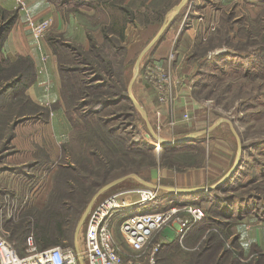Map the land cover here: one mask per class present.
Here are the masks:
<instances>
[{
	"label": "rangeland",
	"instance_id": "obj_1",
	"mask_svg": "<svg viewBox=\"0 0 264 264\" xmlns=\"http://www.w3.org/2000/svg\"><path fill=\"white\" fill-rule=\"evenodd\" d=\"M54 1L65 17L69 14L77 17L89 38L85 47L78 40H69L64 33L48 34L50 28L40 39L34 37L37 41L46 34L48 38L56 37L52 47L63 81L61 103L65 115L72 118L71 128L65 140L42 133L46 145L39 147L34 161L26 159V165L19 167L25 174L0 187V225L12 238L23 228L37 237L41 228L54 227L58 218L50 222V213H55L62 220V228L57 233L55 227L49 236L58 238V244L72 245L82 240L85 222L76 236L75 228L92 199L94 204L114 191L137 185L135 177H129L118 188L96 195L107 181L135 173L156 178L153 183L160 186L174 183L176 174L206 165L207 158H211L212 153L203 141L209 133L233 140L236 159L238 142L229 128L232 122L242 145H246L240 166L218 189L205 188L186 194V198L178 192L167 197L161 195L162 200L156 198L149 206H162L157 210L175 202L200 207L204 215L188 230L183 241L177 238L174 244L162 245L167 235L174 234L176 216H190L187 209L181 210L168 224L153 232L149 246L160 243L156 252L160 264H264V251L255 245L248 246L254 256L243 258L241 251L245 244L237 238L242 232L257 229L264 236V0H188L164 34L163 45H168L164 57L158 59L155 55L163 40L145 53L132 92L156 132L164 138L176 139L202 132L205 126H213L221 118L227 119L218 123L216 127L223 126L214 132L215 126L211 132L197 135L201 148L186 141L166 148L158 141L163 144L160 151H156L153 143L156 139L143 112L130 100L113 101L127 92L138 56L180 0ZM4 10L1 8L0 13L12 14ZM2 20L0 25L4 24ZM122 25L123 39L111 32ZM7 64L0 54V69H5L0 70V89L18 70V64ZM157 65L176 81L170 102L162 101L158 95L156 82L158 87L162 84V71ZM26 66L27 62L20 65ZM182 86L187 87V92H180ZM19 90L8 89L0 94V102H5L2 96L7 95L1 117L9 122V127L0 133V137L4 136L0 140V160L14 151L9 139L16 123L28 116L35 119V114L48 119L43 110L47 108L31 104L25 97H15ZM181 93L189 94L188 101L178 104ZM107 101L111 104L105 106ZM158 123L161 131L157 129ZM112 130L120 144L109 138ZM130 141L139 148L131 149ZM65 166L76 167L77 171L63 172ZM60 173L68 175L70 183L57 186L55 181ZM210 184L213 183L203 185ZM160 189L165 190L162 186ZM260 252L263 253L258 256Z\"/></svg>",
	"mask_w": 264,
	"mask_h": 264
},
{
	"label": "crops",
	"instance_id": "obj_2",
	"mask_svg": "<svg viewBox=\"0 0 264 264\" xmlns=\"http://www.w3.org/2000/svg\"><path fill=\"white\" fill-rule=\"evenodd\" d=\"M21 2L24 6H22ZM1 8L8 11L14 10L17 13L15 21L10 26L6 36L0 43V54L2 55V58L5 59L8 64H21L25 61H31L33 65L31 78L26 83V85L20 84V87H18L20 90L15 94V97L22 96L29 100L31 104L37 105L38 107H44L47 109L49 108V113L47 114L48 119L46 120L43 118L41 119L39 116L35 117V115H37L35 114V119H29L28 116L21 122L16 123L14 132L10 137L11 139H9L10 145H13L12 148H14V151L12 153H8L6 157L2 156L0 160V187H4L5 185L8 186L7 184L10 183H6L7 181L17 180L16 176L25 174L23 169L19 167L26 165L27 160L34 161L36 159L35 155L39 147L43 148L46 145L43 141V138L41 137L42 133H44V135L51 134L55 139L59 138V140H65L63 138L69 134V130L71 128L72 118H68L65 115V107L63 106V103H61L63 81L59 73L58 57L53 50L48 35L46 34L42 40L37 41L32 34V26L42 19L51 17L52 22L48 34L64 33L67 35L69 40H78L82 42L85 47L88 45L87 43L89 38L87 36L86 27L77 20V17L74 14H69L68 17H65V13H63L62 10L56 5L54 0H0V9ZM165 40H163V42L157 47L155 51V55L158 59L164 57L165 50L168 46L163 45L166 42ZM17 69L18 70L13 76H11L10 79L24 77L21 67H18ZM178 88L179 86L176 87V91ZM186 89L187 87L182 86L180 92H187ZM1 93L3 92H0V94ZM6 96H2L5 102H0V133H2L3 130H6L7 125L9 127L8 120L7 124L5 121H3L4 118L1 117L4 107L2 104L8 102V100L5 99ZM188 96V93H181V98L178 101V104H183L185 101H188ZM54 104L56 106L52 109ZM21 114L24 113L22 112ZM216 126L215 129L212 130L213 132L216 130V128L219 129L223 125H219L220 127ZM232 126V122L229 123V128L231 131ZM206 128L207 127L205 126L203 129H201L202 132ZM208 135L210 136H207L203 141H206L207 146L212 154L211 158H207L206 165L176 174L174 176V183H162V189L164 188L173 191L170 188L172 186L188 188L201 187L205 186L203 184L209 183V181L213 183L210 184V186L214 187L223 179H221V177L229 170V168H231L238 157L237 154L235 159L234 141L225 136H217L215 134L214 136L211 133ZM1 137L0 140H3L4 136ZM236 139L239 147L238 138L236 137ZM1 142L2 141H0V143ZM33 168L34 166L29 167V171L32 172ZM134 174L135 173L129 174L131 175L129 177H135L134 180L139 183V185L136 186L147 185L144 181L153 183V181L155 182L156 179L154 177L146 176L145 174H140V176L137 174L139 177L135 176ZM178 193L182 196V198H186V194H189H181V192ZM177 238L179 240L178 234L176 231H174V234H169L164 238V243L174 244L176 243ZM237 238L241 244L242 242L245 244L241 251V256L243 258L253 255L251 254V249L248 246L252 247L255 245L261 247L264 251V236L261 230L257 229L255 231L242 232ZM262 253L263 252H260L257 255H262ZM243 258H240V260L245 263V259Z\"/></svg>",
	"mask_w": 264,
	"mask_h": 264
},
{
	"label": "built area",
	"instance_id": "obj_3",
	"mask_svg": "<svg viewBox=\"0 0 264 264\" xmlns=\"http://www.w3.org/2000/svg\"><path fill=\"white\" fill-rule=\"evenodd\" d=\"M51 22L50 17L35 23L32 26L33 36L37 39L43 37ZM157 66L162 71V84L158 87L156 82L158 95L162 101L170 102L174 97L176 81L162 66ZM161 128L158 123V131ZM156 185L124 188L95 201L86 217L82 240H76L73 246L54 245L40 249L30 239L25 254H20L10 232L0 225V264H159L156 252L160 243L149 246L153 232L168 224L181 210L187 209L189 217L176 216L175 219L174 229L181 242L204 212L190 204L173 205L145 213L144 220L136 221L139 214L126 211L133 207L147 208L149 202H154L161 192V186ZM129 252L137 256L133 257Z\"/></svg>",
	"mask_w": 264,
	"mask_h": 264
},
{
	"label": "trees",
	"instance_id": "obj_4",
	"mask_svg": "<svg viewBox=\"0 0 264 264\" xmlns=\"http://www.w3.org/2000/svg\"><path fill=\"white\" fill-rule=\"evenodd\" d=\"M5 11V10H4ZM4 13V14H3ZM12 14H9V13H5V12H1L0 13V20L3 18V22H4V24H2V25H0V43L2 42V40L4 39V37L6 36V33H7V31L9 30V28H10V26L13 24V22L15 21V19H16V17H17V13L15 12V11H12L11 12ZM5 14H7L8 16H6L5 17ZM176 20V16H175V18H174V20H173V22ZM1 22V21H0ZM172 22V23H173ZM171 23V24H172ZM171 26V25H170ZM169 26V27H170ZM124 25H122V27H120V28H117L116 29V31H114V30H112L111 32H113V33H115L117 36H118V38L119 37H121L122 39L124 38ZM169 27L167 28V30L169 29ZM167 30L162 34V36H161V38H160V40L156 43V45H158L162 40H163V38H164V34L167 32ZM120 35V36H119ZM56 37L55 36H52V37H50L49 39H50V42L52 43V45L54 46V44H55V42H56V39H55ZM155 45V46H156ZM25 62H27L28 63V66H26V68H21V70L23 71V73H24V77L23 78H18V79H16V78H14V79H10V81L8 82V83H6L1 89H0V92H5V91H7L8 89H15V90H17L18 89V87L20 86V84H25L26 85V83L29 81V79L31 78V76H32V69H33V65H32V62L31 61H25ZM24 62V63H25ZM22 64V63H21ZM21 64H18V67H20V65ZM1 70V72L2 71H4L5 69L4 68H1L0 69ZM71 71V70H70ZM70 77H71V75H70ZM129 85V84H128ZM126 92V91H125ZM124 99H126V100H130L131 101V99L129 98V94H128V88H127V92L126 93H121L120 94V96L118 97V99H116L115 101H113V102H121V101H123ZM25 100H27V99H25ZM29 101V100H28ZM132 102V101H131ZM133 103V102H132ZM109 104H111V102L110 101H107V102H105L104 103V105L106 106V105H109ZM45 112H46V115L49 113V110L48 109H43ZM40 114L42 115V112H40ZM35 117H38L37 115H35ZM45 117V116H44ZM43 117V118H44ZM112 133H116L115 131H111V133H109V134H112ZM11 136H12V134H11ZM116 136H118L117 138L118 139H120L119 138V135L117 134ZM109 138H113V140H115V142L117 143V144H120V142L118 141V140H116V138L114 137V135L112 134ZM198 137L196 136L194 139H192V140H189V141H186V142H192L193 144H194V146H199L200 148L202 147L201 146V144H200V141H198ZM186 142H183V143H180V144H171V145H168V144H164V147H166V148H169V147H175V146H179V145H182V144H184V143H186ZM105 144V143H104ZM112 144V143H111ZM131 144V149H137V148H139V147H136L135 145H136V143H133V142H129L128 143V146ZM139 144H141V143H139ZM106 145H109L108 144V142H106ZM139 146V145H138ZM243 146V149H245L246 148V145H242ZM107 148H109L108 146H106ZM148 147H150V145H149V143H148ZM129 148V149H130ZM151 148V147H150ZM113 149V148H112ZM130 149V150H131ZM69 170V172H70V174H72V172H76L77 171V168L76 167H72V166H65V167H63V169H62V171L63 172H66V171H68ZM69 174V175H70ZM118 178V177H117ZM113 179H115V178H113ZM113 179H111V180H113ZM70 180H71V178L67 175H61V173L60 174H58L57 175V177H56V181H55V184L57 185V186H61L62 184H68V183H70ZM110 180V181H111ZM110 181H107V182H110ZM107 182H106V184H107ZM135 184H137V185H139V183L138 182H136ZM117 186V185H116ZM115 186V188H118L120 185H118V187H116ZM221 186H217V187H214V188H212L211 189V191L212 190H214V189H218V188H220ZM114 188V187H113ZM71 190V189H70ZM71 191H74L73 189L71 190ZM173 193V191H170V190H167V189H165V190H162V192H161V194L158 196L159 197V199H157V201L158 200H162L161 199V195L163 196V197H167L169 194H172ZM181 194H185V193H181ZM157 197V198H158ZM55 200H57V199H55ZM173 203V202H172ZM172 203H170V204H172ZM62 204H66V203H62ZM151 204V203H150ZM149 204V205H150ZM68 205L69 206H71V203L69 204L68 203ZM173 205H175V202H174V204H172L171 206H173ZM171 206H169V207H171ZM162 206H153L152 207V209L151 210H157L158 208H161ZM168 208V207H167ZM55 217L56 218H58V219H56L55 220ZM55 220V222H53L54 223V227H52V229H54L55 227H56V232L58 233V228L60 227V228H62V220L59 218V216L57 215V214H55V213H50V222H52V221H54ZM56 225V226H55ZM77 227V226H76ZM52 229H50V228H48V227H46V228H41V230H42V232H40V233H38V236L37 237H35V236H32L33 235V233L32 234H28V231L25 229V228H23V230H22V232H19L18 234H17V236L16 237H11V239H12V241H13V243L15 244V246H16V248H17V250L19 251V253L20 254H25V250H26V247L30 244V239H32V241L40 248V249H44V248H47V247H50V246H54V245H62V244H58L60 241H59V239L58 238H51L50 236H49V233H51V232H53V231H51ZM75 236H76V228H75ZM73 245H75V242L74 243H72V245H68V246H73ZM162 245H166V243H163ZM64 246H67V245H64ZM158 261V260H157ZM158 263H159V261H158ZM160 264V263H159Z\"/></svg>",
	"mask_w": 264,
	"mask_h": 264
},
{
	"label": "water",
	"instance_id": "obj_5",
	"mask_svg": "<svg viewBox=\"0 0 264 264\" xmlns=\"http://www.w3.org/2000/svg\"><path fill=\"white\" fill-rule=\"evenodd\" d=\"M188 0H180L177 4H175L172 9L170 10V13L168 14V16L165 18V20L162 23V26L160 28V30L158 31V33L155 35V37L144 47V49L142 50V52L140 53V55L137 58V61L135 63V72L129 82L128 85V94H129V98L131 99V101L133 102V104L141 111L144 113L146 119H147V124H148V129L151 132V134L156 138V135L153 132V127L149 121L147 112L145 110V108L136 100V98L133 95L132 92V88L133 85L135 83V80L137 79V76L139 74L140 71V66H141V61L145 55V53L153 46L155 45L161 38L162 34L167 30V28L171 25V23L173 22L175 16L181 11V9L183 8V6L187 3ZM227 119L225 118H221L217 123H215V125L207 127L206 129L203 130V132L207 133L209 130H211L214 126H216L218 123H220L221 121H226ZM232 131L233 133L236 135V137L238 138L239 141V147H238V157L237 160L235 161V163L231 166V168L228 170V172L226 173V175L223 177V179L214 187L219 186L220 184L226 182L231 176L232 174L237 170V168L240 166V162H241V154L243 151V146H242V140L239 136V134L237 133L236 129L232 126ZM199 134V132H191L187 135H184L182 137L176 138L173 141H170L169 139L166 138H162L161 140L164 141L166 144L171 145V144H180L183 143L185 141H189L194 139L197 135ZM135 176L139 177L137 174H134ZM131 175H124L118 178H115L113 180H111L110 182H108L107 184L103 185L98 193L96 195H99L107 190H110L111 188L115 187L116 185H118L119 183H121L123 180H125L126 178H128ZM144 181V180H143ZM147 185L149 186H157L154 183H151L149 181H144ZM213 186H201V187H175L172 186L170 187L173 191L176 192H181V193H194L197 191H202L203 189H212L214 188ZM93 200V199H92ZM90 201L88 206L86 207L85 211L83 212L77 227H76V234L80 231L83 223L86 220V217L88 215V212L91 208L92 202ZM83 264V262H82Z\"/></svg>",
	"mask_w": 264,
	"mask_h": 264
},
{
	"label": "bare ground",
	"instance_id": "obj_6",
	"mask_svg": "<svg viewBox=\"0 0 264 264\" xmlns=\"http://www.w3.org/2000/svg\"><path fill=\"white\" fill-rule=\"evenodd\" d=\"M153 129V128H152ZM153 132H154V134L156 135V141H153V143L157 146V149H156V151L157 150H161L162 149V147H163V144H161V143H159L158 141H162L161 139L162 138H164L163 136H161L160 134H158L156 131H154V129H153ZM167 139V138H166ZM170 140V139H169ZM174 139H172V140H170V141H173ZM164 144H166L164 141H162ZM203 190H205V189H203ZM150 203H153V202H149L147 205H146V207L147 208H145V207H133V208H131V209H128L127 211H126V213H129V212H131L132 214H139V218H136L137 220L136 221H140V220H144V216H143V214H145V213H148V212H157V210H151L152 208H150V207H152V206H149V204Z\"/></svg>",
	"mask_w": 264,
	"mask_h": 264
}]
</instances>
